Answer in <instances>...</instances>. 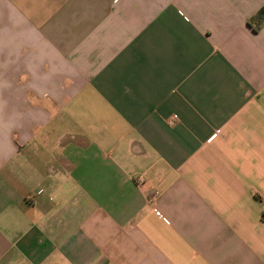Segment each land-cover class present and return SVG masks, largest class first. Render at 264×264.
<instances>
[{
	"label": "crops",
	"instance_id": "crops-1",
	"mask_svg": "<svg viewBox=\"0 0 264 264\" xmlns=\"http://www.w3.org/2000/svg\"><path fill=\"white\" fill-rule=\"evenodd\" d=\"M264 0H0V264H264Z\"/></svg>",
	"mask_w": 264,
	"mask_h": 264
},
{
	"label": "trees",
	"instance_id": "trees-1",
	"mask_svg": "<svg viewBox=\"0 0 264 264\" xmlns=\"http://www.w3.org/2000/svg\"><path fill=\"white\" fill-rule=\"evenodd\" d=\"M262 14H263V16H264V11H262Z\"/></svg>",
	"mask_w": 264,
	"mask_h": 264
}]
</instances>
